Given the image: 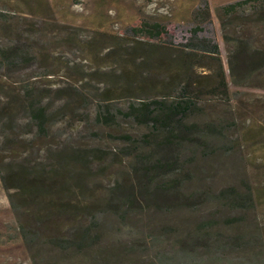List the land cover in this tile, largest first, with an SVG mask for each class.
<instances>
[{"label":"rangeland","instance_id":"rangeland-1","mask_svg":"<svg viewBox=\"0 0 264 264\" xmlns=\"http://www.w3.org/2000/svg\"><path fill=\"white\" fill-rule=\"evenodd\" d=\"M235 1L0 0V15L7 21L4 28L0 26V45L21 42L34 57L19 71H0V106L20 98V88L27 83L55 114L47 138L36 136L23 112L11 124L12 131L0 124V264L248 261L253 248L219 252L198 245L194 252L179 249L183 240L195 237L198 227L207 222L213 227L205 231L213 238L239 236L240 225L224 226V221L239 213L222 208L216 199L229 187H249L256 206L245 215L251 219L257 214L264 221V168L256 165L264 156V72L253 76L256 86L234 84L247 75L235 47L241 20L249 14L223 15L222 7ZM205 3L209 21L202 16ZM144 23L160 25L163 34L152 38L135 33ZM195 27L203 30L198 37L217 45L218 54L197 51L200 56H193L196 62L190 66L196 74L191 80L206 88L183 122L200 128L218 126L222 132L186 136L184 146L173 150L167 160L174 169L160 174L145 198L138 194L139 178L134 172L138 164L128 155L129 143L122 137L140 138L153 132L123 113L129 106L152 99L172 101L178 90L175 81L180 78L178 55L185 56L182 45ZM217 60L228 86L226 96L214 90ZM102 110L117 115L112 125L94 122V115ZM70 125L71 131L63 129ZM65 149L83 150L88 156L82 161L84 192L81 200L78 195L67 199L59 193L58 202L79 204L86 215L78 220L54 214L40 221L36 205L24 202L17 189L8 195L3 168L11 165L16 176L23 161L47 167L52 164L49 150ZM148 151L142 148V155ZM174 180L179 187L175 191L155 192L156 187ZM114 188L121 192L132 188V204L118 206L111 195ZM181 194L192 204L186 205ZM80 225L90 228L89 247L76 251L54 245V239L72 240ZM262 241L264 246V235Z\"/></svg>","mask_w":264,"mask_h":264},{"label":"trees","instance_id":"trees-1","mask_svg":"<svg viewBox=\"0 0 264 264\" xmlns=\"http://www.w3.org/2000/svg\"><path fill=\"white\" fill-rule=\"evenodd\" d=\"M221 10L225 16H234L238 13L243 14L249 11V14L241 20L239 26L241 33L235 47V53L242 58V65L246 67L247 75L242 78V82L234 80V84L256 86L257 81L254 83L252 80L253 76L255 77L261 71L264 72V0H237L224 5ZM202 16L207 21L210 20L207 3L204 4ZM6 22L5 18L0 15L1 28L6 26ZM250 28L255 29V31L251 32ZM163 30L164 28L156 23H144L139 28H135L134 32H144L152 38H157L163 34ZM202 31V28L195 27L190 38L182 45L181 53L190 57L178 55L177 66L180 67V78L175 81V86H177L178 90L174 94L172 101L152 99V101L140 102L136 106H129L123 113L126 118L132 119L136 125L149 127L153 132L149 136L140 138L130 135H123L122 137L129 143L128 155L134 156L135 162L138 164L134 172L139 178L137 181L139 196L145 197L153 181L163 172L167 173L173 168L171 162L167 160L173 150L184 146V142H187L186 136L195 134L213 135L214 133L219 132L220 134L222 132V129L218 126L205 125L200 128L195 124L184 125L183 122L195 109L199 97L206 88L200 82L191 80L192 76H194L193 74H196L193 66H190L196 62L193 56H200L197 51L205 54H218V47L212 40L198 37V32ZM33 58L29 49L21 42L15 45H0V71H5L6 74L27 67ZM217 62L219 63V76L214 82V90L226 96L228 86L224 75H222V65L219 60ZM230 65L232 66L231 61ZM20 92V98L14 101H7L0 106V124L5 125L7 131H12L11 124L20 120L19 113L23 112L28 124L35 129L36 136L47 138L52 130L55 117V114L51 112V107L39 99L40 97L36 95L30 84L26 83V85L22 86ZM71 111V109L68 110V112ZM56 112L58 113L59 111ZM118 114H121V112H118ZM116 118V114L108 110H102L94 115L93 120L95 123L112 125ZM63 129L71 131L72 125ZM220 129L221 131H219ZM142 148L149 149L148 153H146L147 155H142ZM49 153L52 156L49 158L52 164L47 167H43L41 163L35 164L32 162L33 164H31L23 161L20 162L16 176L12 175L14 169H12L11 165L3 168L2 182L5 190L9 195L10 190L17 189L18 195L24 202L35 204L38 209L36 214L41 218L39 219L40 221L54 214L68 215L78 220L84 218L86 215L84 207L79 204L60 205L57 196L59 193H63L62 195L70 199L72 196L78 195L77 200H81L84 192L81 176L85 167L82 161L87 155L84 154L83 150L71 149L49 150ZM256 165L264 168V156ZM177 184L178 181H171L168 184L161 185V187H156L155 192L175 191L174 188H179ZM111 195L114 196L113 199L118 206L130 205L135 198V191L133 192L132 188H129L125 192H121L118 188H114L111 190ZM181 197L182 201L186 202V205L192 204L188 197L186 198L182 194ZM216 199L222 208L239 213L237 216L227 219L226 222L224 221V226L227 227L232 225L239 227L240 225L242 229L239 236L230 240H223L222 237L213 238L211 233L208 234L205 231L213 227L210 222H207L206 224L204 223L205 225L198 227L195 237L190 240H183L180 243V251L194 252L198 245L206 251L216 250L219 252L229 251L235 247L236 250H250L253 248V252L249 254L251 257L248 258V261L234 262L233 264H264V246L262 241L264 221H260L257 214L251 219H247L248 216L245 215L246 212L254 210L256 206L251 189L246 187L243 190H238L229 187L220 191ZM74 234L70 241L54 239L53 243L62 250L73 248L76 251H82L89 247L91 243L90 228L80 225V227L75 229Z\"/></svg>","mask_w":264,"mask_h":264}]
</instances>
